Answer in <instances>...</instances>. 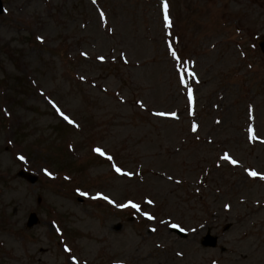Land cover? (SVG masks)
I'll list each match as a JSON object with an SVG mask.
<instances>
[{"label":"rangeland","instance_id":"1","mask_svg":"<svg viewBox=\"0 0 264 264\" xmlns=\"http://www.w3.org/2000/svg\"><path fill=\"white\" fill-rule=\"evenodd\" d=\"M133 1L1 0L0 264H264V143L250 147L244 136L253 122L264 139V0H166L169 28L185 31L173 38L177 59L158 39H143L163 34L162 0H149L146 12ZM236 45L247 46L245 58ZM232 70L246 76L230 86L220 75ZM193 79L201 83L192 89L200 110L220 118L205 120L201 139L138 112L136 98L146 113L153 104L183 108ZM63 116L78 131H66L74 145L62 142L59 152L83 163L70 188L49 181L32 151L52 144L55 128L68 122ZM96 148L119 160L94 159ZM221 149L239 161L234 169H216ZM19 170L38 182L18 178ZM75 187L90 191L73 194ZM126 199L141 211L119 215ZM225 215L231 226L223 232ZM173 223L185 239L169 232ZM209 228L219 237L214 249L199 245Z\"/></svg>","mask_w":264,"mask_h":264},{"label":"trees","instance_id":"2","mask_svg":"<svg viewBox=\"0 0 264 264\" xmlns=\"http://www.w3.org/2000/svg\"><path fill=\"white\" fill-rule=\"evenodd\" d=\"M145 0H138L139 3ZM66 131H73L63 124L57 126L54 130V135H58L56 139L52 141L51 145H48V141H45L43 145H33L32 148L39 149V157L43 158L49 170L57 176L55 185H60L65 182L70 188L71 185L76 181L78 167L83 166L82 161L79 158H65V155L59 152L61 143L63 142L64 147L71 144L74 141L72 135H66ZM61 139V142H58ZM56 144V147L54 145ZM68 175L69 177L64 179L63 176Z\"/></svg>","mask_w":264,"mask_h":264},{"label":"snow or ice","instance_id":"3","mask_svg":"<svg viewBox=\"0 0 264 264\" xmlns=\"http://www.w3.org/2000/svg\"><path fill=\"white\" fill-rule=\"evenodd\" d=\"M93 3H96V0H92ZM162 6H163V11H164V17H163V21H164V27L165 28H169L171 26L170 24V18H169V15H168V4L166 3V0H162ZM100 18L101 20L104 19V14L101 13L100 15ZM37 39H42L40 37H38ZM170 52H171V55L173 56L174 59H177V54L175 51H173L171 49V47L169 48ZM82 55H85L84 53H82ZM98 59H101L103 60V57H98ZM181 83H183V77H181ZM192 99V96H191V92H189V101H191ZM55 107V105H53ZM57 111H59V109H57ZM61 115H63L61 113ZM157 115H163V113H157ZM171 116L175 117V113H171L170 114ZM63 118L65 120L68 121V123H73V121H71L67 116H63ZM196 128L197 126L194 124L192 126V129L193 131H196ZM249 138L252 139L253 137L251 136V133H252V128L250 127L249 128ZM93 151H95L96 153H98L99 155L103 156L104 153L99 149V148H96V149H93ZM20 159H23V157H20ZM108 159H111V157H108ZM222 160H226L228 162H230L231 164L233 165H236L237 164V161L232 159L227 153H225L222 157H221ZM113 168L114 170L117 172V173H121V169L116 167L115 165H113ZM46 175H49V173H45ZM248 175L251 176V177H256L258 174L255 172V171H248ZM261 179H264V175H261L260 176ZM102 199H105V200H108V197L104 196V197H100ZM109 203H112L111 200H108ZM123 206H128V207H133V208H136L137 210H139V206L136 205V204H133V203H130L129 205H123ZM227 207V206H226ZM148 219H153V217L147 213L144 214ZM173 227H176V225H173ZM66 251H68V249H65Z\"/></svg>","mask_w":264,"mask_h":264},{"label":"water","instance_id":"4","mask_svg":"<svg viewBox=\"0 0 264 264\" xmlns=\"http://www.w3.org/2000/svg\"><path fill=\"white\" fill-rule=\"evenodd\" d=\"M2 12L1 9V1H0V13ZM19 176L26 179L30 183H34L36 181V178L34 176L29 175L28 173L20 172ZM29 223H35V216L31 215L29 218ZM204 245L214 246L215 245V238H211L209 236H206L203 242Z\"/></svg>","mask_w":264,"mask_h":264}]
</instances>
